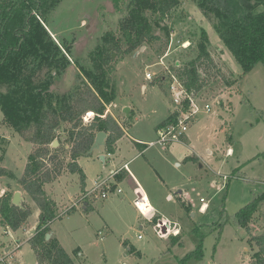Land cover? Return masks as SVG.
Wrapping results in <instances>:
<instances>
[{"label": "rangeland", "instance_id": "1", "mask_svg": "<svg viewBox=\"0 0 264 264\" xmlns=\"http://www.w3.org/2000/svg\"><path fill=\"white\" fill-rule=\"evenodd\" d=\"M131 1L60 0L48 18L55 32L51 37L70 41L74 57L86 64L89 53L110 47L109 35H117ZM151 24L157 40L143 45L144 50L140 51L141 46L129 54L108 51L112 60L106 71L114 100L104 115L122 127L123 135L127 131L146 147L123 136L114 161L108 159L104 166L95 151L79 157L77 164L89 189L108 177L112 164L119 167L130 161L129 169L146 193L138 207L146 218L150 214L155 220L166 218L170 233L158 237L155 220L140 217L133 202L134 185L128 178L119 185L122 194L92 199L88 212L78 208L68 213L82 189L79 176L66 170L44 186L57 206V215L66 211L51 222L50 229L74 264H252L257 251L252 238L264 233V201L248 231L234 218L255 195L264 193V61L243 75L241 66L191 0H181L165 17H151ZM202 29L208 36L213 66L207 74L212 78L210 84L199 91L211 110H201L193 117L182 141L149 145L158 140V127L172 112L169 75H176L177 68L195 58ZM71 62L72 75L70 69L55 84L60 94L70 83L86 81L79 65ZM148 72L153 74L152 80L145 79ZM156 78H161L162 86L153 84ZM215 99H220V104L214 103ZM125 108L128 115L123 113ZM93 117L90 112L83 115V124ZM67 130L63 125L57 133L61 143L57 148L64 147L60 158L65 163L69 161ZM228 149L231 154L226 156ZM31 150L29 143L2 124L0 111V168L20 179ZM6 191L21 193V206L29 209V215L14 230L0 224V264H37L28 240L39 223V210L17 180L0 176V196ZM202 203L207 206L205 212L199 211ZM177 234L181 244L171 246L169 238ZM198 248L200 259L190 257L182 262Z\"/></svg>", "mask_w": 264, "mask_h": 264}, {"label": "trees", "instance_id": "2", "mask_svg": "<svg viewBox=\"0 0 264 264\" xmlns=\"http://www.w3.org/2000/svg\"><path fill=\"white\" fill-rule=\"evenodd\" d=\"M59 1L0 0L2 124L32 146L20 179L1 168L0 176L17 180L39 210V223L28 240L37 264H74L50 229L51 222L58 217L57 206L47 197L44 186L55 182L66 170L79 176L83 190L85 175L77 164L78 158L87 153L99 132L107 135L104 145L106 154L114 153L116 142L123 136L115 120L104 116L106 106L114 100L106 71L112 60L108 51L129 54L145 44H152L157 38L153 34L151 17H165L181 3V0H132L131 9L120 23L117 35H109L110 47L98 53H89L86 64H80L74 57L70 41L51 37L55 32L48 18ZM191 1L241 66L243 75L264 61V0ZM208 44V36L202 29L196 42L197 55L176 69V76L188 91L197 92L211 82L212 78L207 74L212 69L213 60ZM71 61L79 65L86 81L80 85L70 83L68 89L60 94L55 84L73 66ZM160 81L161 78H156L153 84L162 86ZM88 112L92 116L94 113V117L84 125L82 117ZM171 119L168 116L158 128L167 125ZM63 125L68 127L67 163L60 158L64 147L51 148L52 143L58 140L57 133ZM57 142L61 145L59 140ZM13 194L6 191L0 196V224L12 230L17 229L29 215L25 205H12ZM263 201L264 193L255 195L235 215L236 224L248 231V224ZM71 212H74L73 208L68 213ZM50 233L52 236L47 240L46 236ZM180 242L179 234L169 238L171 246ZM252 242L257 247L252 255V264H264V233L253 237ZM201 256L198 248L186 255L182 262L190 257L200 259Z\"/></svg>", "mask_w": 264, "mask_h": 264}, {"label": "built area", "instance_id": "3", "mask_svg": "<svg viewBox=\"0 0 264 264\" xmlns=\"http://www.w3.org/2000/svg\"><path fill=\"white\" fill-rule=\"evenodd\" d=\"M152 78H153L152 73L148 72L145 74L146 80H152ZM162 79L165 80V78ZM169 79L170 81H168L167 90L170 94V98L172 102V109H171L172 112L170 113V117H172V119L169 121L167 125L159 129L158 140L156 142H150L149 145H154L156 143L165 144L168 142H178V141L180 142L185 132L187 131L188 125L192 121L193 117L201 110L205 113H209L211 110L208 101H206L204 96H202L201 91H197V92H195L194 90L188 91L185 88L183 82L176 75L173 74L169 75ZM214 103L220 104V99H215ZM123 133L127 135L125 130L123 131ZM230 154H231V150L229 149L226 152V156H229ZM122 170L128 171V165L126 163L123 164L120 169L108 175L106 179L100 182H95L93 187L90 190L83 193L79 198V200L73 203L71 207H74L78 204L82 205L85 202L92 199L93 200L98 198L107 199L110 193L114 190V186H116L115 176ZM116 191L117 193L121 192L119 188L116 189ZM134 193H135V199L133 201L134 205L137 208L139 214L141 215L140 217L147 220L148 217L146 218V214L142 212L141 209L138 207V203L140 199L144 196V193L139 191V189L134 190ZM205 205L206 204L204 203L201 204L199 208L200 212H205V210L202 211ZM163 221L167 224L169 223V221L166 219H164ZM169 233L170 230H168L166 236ZM158 237L162 238L163 236H160L158 234ZM138 238H140V236H138Z\"/></svg>", "mask_w": 264, "mask_h": 264}, {"label": "crops", "instance_id": "4", "mask_svg": "<svg viewBox=\"0 0 264 264\" xmlns=\"http://www.w3.org/2000/svg\"><path fill=\"white\" fill-rule=\"evenodd\" d=\"M126 132V134L127 135H125V133H124V137L125 138H128L129 140H131L135 145H137V146H145L146 147V145L145 144H143L142 142H140V141H138V140H135L133 137H131L128 133H127V131H125ZM122 136V137H123ZM120 140H118L117 142H116V144H115V151H114V153L113 154H106L105 153V150H104V148H102L101 149V151H99V155L100 154H103L104 156H105V163L103 164L104 166H105V164H106V162H107V160L108 159H111L112 161H114L115 160V158L118 156L117 155V143L119 142ZM138 143H140V144H138ZM229 150V149H228ZM143 151V150H142ZM98 155V156H99ZM129 162L130 161H127V162H124V164L126 163L127 165H128V171H125V170H122V171H120L116 176H115V181H116V186H114V190L110 193V195L109 196H118V195H120V194H122L123 193V191L121 190V188L119 187V185L126 179V178H128L129 180H130V182H131V184L132 185H134V187H133V189H132V191L134 192V190H136V189H139V191H141V192H143L144 194H146L145 193V191H142V190H144L143 189V187L141 186V184H140V182H139V180H138V178L136 177V175L129 169ZM113 163V162H112ZM122 166H119V167H115V165H113L112 164V169L110 170V172H109V174L108 175H110L111 173H113L114 171H116V170H118V169H120ZM95 183V182H94ZM93 187V186H92ZM92 187H90L89 189H87L86 188V186H85V184H84V188H83V190H82V192H81V195L83 194V193H85L86 191H88V190H90ZM120 189L121 190V192L120 193H117V191H116V189ZM147 196V195H146ZM80 197V196H79ZM148 198V197H147ZM148 202H149V199H148ZM75 203V202H74ZM91 203H92V200H89V201H87V202H85L84 204H82V205H80L79 206V204L78 205H76V206H74V207H71V208H73L74 209V212L79 208L80 210H82V212H88L89 211V209L92 207V205H91ZM149 204H150V202H149ZM206 206V205H205ZM70 207H68V208H70ZM150 208L152 209V211H153V207H152V205L150 204ZM203 208H205V207H203ZM65 209H62L61 210V213L58 215V217H61V216H64V213H65V211H64ZM203 210V209H202ZM151 211V212H152ZM67 212H69V210H67ZM152 213H154V212H152ZM67 214V213H66ZM153 214H150L149 216H148V219H149V222H150V220L152 219L151 218V216H152ZM153 217H155V215H153ZM151 218V219H150ZM166 219V218H165ZM53 235H54V233H53ZM54 237H55V235H54ZM56 238V237H55ZM138 239H140V238H138Z\"/></svg>", "mask_w": 264, "mask_h": 264}, {"label": "water", "instance_id": "5", "mask_svg": "<svg viewBox=\"0 0 264 264\" xmlns=\"http://www.w3.org/2000/svg\"><path fill=\"white\" fill-rule=\"evenodd\" d=\"M142 50H144V46L140 48V51ZM136 54L137 53H135L134 57L136 56ZM72 70L73 69H71L70 76L72 75ZM128 111L129 110L125 108L123 110V113L125 115H128ZM106 138H107V135L105 133L103 132L97 133L94 138L93 144L91 145L90 149L87 151V153L84 156H90L95 151L97 152L101 151V149L104 148ZM57 146H58V142L54 141L51 145V148L54 149ZM98 158L100 161H102L103 164L105 163V156L103 154H100ZM21 201H22L21 193L19 191L14 192L12 200H11L12 205L16 207H21ZM155 226H156L157 233L163 237L166 236L168 230H170V226L167 223H165L162 218H158L155 220ZM51 236H52L51 233L48 234L46 236V239L48 240Z\"/></svg>", "mask_w": 264, "mask_h": 264}, {"label": "flooded vegetation", "instance_id": "6", "mask_svg": "<svg viewBox=\"0 0 264 264\" xmlns=\"http://www.w3.org/2000/svg\"><path fill=\"white\" fill-rule=\"evenodd\" d=\"M72 68H73V67H72ZM70 69H71V68L67 69L66 72H67L68 70H70ZM66 72H65V73H66ZM65 73H64V74H65ZM61 77H62V76H61ZM161 128H162V127H161ZM181 141H182V140H181Z\"/></svg>", "mask_w": 264, "mask_h": 264}, {"label": "bare ground", "instance_id": "7", "mask_svg": "<svg viewBox=\"0 0 264 264\" xmlns=\"http://www.w3.org/2000/svg\"><path fill=\"white\" fill-rule=\"evenodd\" d=\"M204 207H206V206H204ZM206 208H203V210L202 211H204Z\"/></svg>", "mask_w": 264, "mask_h": 264}]
</instances>
